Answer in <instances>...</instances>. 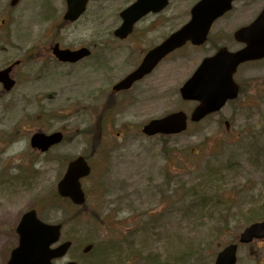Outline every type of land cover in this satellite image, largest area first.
<instances>
[{
    "label": "rangeland",
    "instance_id": "rangeland-1",
    "mask_svg": "<svg viewBox=\"0 0 264 264\" xmlns=\"http://www.w3.org/2000/svg\"><path fill=\"white\" fill-rule=\"evenodd\" d=\"M11 1L0 0V70L22 63L13 72L17 87L5 93L0 85V264L18 245L16 228L31 209L62 223L61 241L73 242L55 264H215L246 227L264 221L263 103L246 107L240 97L181 136L147 137L148 121L192 107L179 90L194 58L173 61L159 87L143 81L112 96L138 63V49L113 36L129 0H93L75 24L63 20L65 0H15L14 8ZM246 17L235 15L239 25ZM55 43L93 53L63 65L52 55ZM259 68L264 78V63ZM223 119L235 127L227 130ZM41 131L66 137L42 155L30 145ZM79 156L93 167L83 181L85 208L57 194L67 164ZM237 264H264V241L240 245Z\"/></svg>",
    "mask_w": 264,
    "mask_h": 264
},
{
    "label": "water",
    "instance_id": "water-1",
    "mask_svg": "<svg viewBox=\"0 0 264 264\" xmlns=\"http://www.w3.org/2000/svg\"><path fill=\"white\" fill-rule=\"evenodd\" d=\"M87 1L68 0L69 9L65 19L67 21H77L85 12ZM233 1L203 0L195 8L192 22L181 33L174 36L162 50H170L180 41V44H184L188 39L198 42V38L207 32L212 22L230 10ZM163 2L164 0H138L135 5L122 13L124 23L122 28L116 32V36L125 39L135 23L146 14L149 6H153L159 10L162 8ZM255 25H260L263 30V55H253L250 58H261L264 57V12ZM54 55L62 62L75 63L88 57L90 52L85 49L76 52L59 50L58 46H56L54 48ZM246 58V54H242L241 56L236 55V64L246 60ZM150 63L149 60L146 61L141 69L116 86L114 90L118 91L122 88L128 89L135 80L149 72ZM229 64L236 66L233 59L221 55L209 61L208 65L203 67V71L209 74L212 80L205 79V83L208 86V96L202 97L208 101L198 110L199 115L201 114L200 118H203L211 112L220 110L228 99L237 98L238 91L230 87L232 73L234 71L227 70ZM11 70L10 68L0 72V82L4 83L7 91L11 90L15 84L9 78ZM191 86L192 84L183 91L186 99L193 98ZM185 129L186 119L182 114H179L166 120L152 122L145 128V132L149 135L158 133L171 134L181 132ZM63 139L64 136L62 133H56L50 136L39 133L32 138V146L42 152H47L52 147L59 145ZM90 173L91 169L84 158H79L72 162L69 165L66 176L58 186L59 195L63 198L71 199L78 206L84 205L86 203V196L82 190L80 180ZM61 230V225H48L40 221L36 211L27 213L17 228V233L20 236L19 247L12 252L8 264H53L54 260L65 257L72 246L71 242L62 244L56 249L52 248L59 243ZM256 240H264V222L254 224L247 228L241 235L240 243L251 244ZM90 249L91 246L86 249V252L90 251ZM237 250V245H230L219 254L216 264H236Z\"/></svg>",
    "mask_w": 264,
    "mask_h": 264
},
{
    "label": "flooded vegetation",
    "instance_id": "flooded-vegetation-1",
    "mask_svg": "<svg viewBox=\"0 0 264 264\" xmlns=\"http://www.w3.org/2000/svg\"><path fill=\"white\" fill-rule=\"evenodd\" d=\"M199 1L200 0H168V4L163 10L159 12H150L139 23H137L133 32L127 39L120 40L115 38V40L119 43H129L133 48L138 49V63L134 68L141 64L145 56L152 49L161 45L184 25V23L179 24L182 19L180 20L181 17L178 18V16H181L182 14L184 4L191 3V5L187 7L188 12L186 16L188 19H190L192 9ZM134 2L135 0H129L127 6L133 4ZM65 5L67 8L66 0ZM263 11L264 0H239L234 2L232 10L213 25L204 45L195 46L191 43H187L183 48L163 59L151 74L135 85L146 81V83H152L148 85L149 87H159L161 85V79L165 76L166 72L172 69L171 63L173 61H190V58H194V61L187 67L188 72L182 82V87L186 84L185 82L197 72V68L206 58L217 54L222 49H226L233 53H238L245 50L248 47V43L254 41V35L246 30L252 26L253 22ZM235 15H249V18H245V20H249L245 22L241 21L242 24L239 25L238 21L235 19ZM227 19L229 21L228 24L225 23ZM120 26L121 24L116 27V30ZM244 31L246 32L244 33ZM133 48H131V51ZM207 48L211 52L207 55H204L200 62L199 57H196V55L200 53L201 49L205 50ZM263 63L264 59L241 64L238 66L234 75V80L239 87V97L245 98L246 103H244V105L246 107L249 105L251 107L258 108V103H263L261 106H264V82L262 81L264 78L261 77L262 73L259 68ZM246 73L249 75L254 73L255 77L244 76ZM248 79L249 81L255 82H247L246 80ZM122 93L126 92L122 91L117 94H113V96H117ZM112 99L114 98L112 97ZM232 103H236V101L228 102L227 106L231 105ZM193 104V108L195 105L196 107L198 105L195 102ZM217 117L219 118L221 115H218ZM208 118L205 122L209 121L211 118H213V116ZM214 118L216 117L214 116ZM225 125L229 131L235 127L234 122L232 123L230 121H226Z\"/></svg>",
    "mask_w": 264,
    "mask_h": 264
}]
</instances>
